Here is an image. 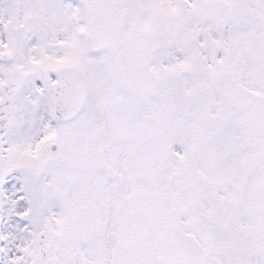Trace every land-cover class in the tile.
<instances>
[{"label":"snow or ice","instance_id":"1","mask_svg":"<svg viewBox=\"0 0 264 264\" xmlns=\"http://www.w3.org/2000/svg\"><path fill=\"white\" fill-rule=\"evenodd\" d=\"M0 264H264V0H0Z\"/></svg>","mask_w":264,"mask_h":264}]
</instances>
